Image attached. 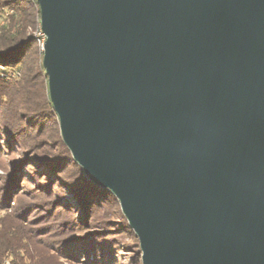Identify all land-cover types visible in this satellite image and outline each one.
<instances>
[{
	"label": "water",
	"instance_id": "95a60500",
	"mask_svg": "<svg viewBox=\"0 0 264 264\" xmlns=\"http://www.w3.org/2000/svg\"><path fill=\"white\" fill-rule=\"evenodd\" d=\"M62 140L142 264H264V0H36Z\"/></svg>",
	"mask_w": 264,
	"mask_h": 264
},
{
	"label": "trees",
	"instance_id": "16d2710c",
	"mask_svg": "<svg viewBox=\"0 0 264 264\" xmlns=\"http://www.w3.org/2000/svg\"><path fill=\"white\" fill-rule=\"evenodd\" d=\"M7 10L14 15L0 34V158L10 159L0 176V264L138 261L134 246L116 244L120 233L138 239L120 208L116 219L104 212L118 200L86 179L62 140L31 36L39 12L29 0H0L1 14Z\"/></svg>",
	"mask_w": 264,
	"mask_h": 264
},
{
	"label": "rangeland",
	"instance_id": "374dc122",
	"mask_svg": "<svg viewBox=\"0 0 264 264\" xmlns=\"http://www.w3.org/2000/svg\"><path fill=\"white\" fill-rule=\"evenodd\" d=\"M1 15H3V14H1V11H0V16ZM53 123H52V125L53 126H56L57 125V123H56V121H52ZM10 160V159H9ZM9 160L8 159H6V158H0V176H2L4 173L3 172H6L4 169H1V167H6V168H8V166H7V164H9ZM10 166V165H9ZM11 167V166H10ZM8 172V171H7ZM119 204V203H118ZM120 208V210H121V207H120V204H119V206L117 205V204H115V205H111V206H109V207H106L105 209H104V212L105 213H107L108 214V216H110L111 218H114V219H116V217H118L117 216V212H118V209ZM122 212V211H121ZM5 214V212L3 213H0V215L2 216V215H4ZM123 214V213H122ZM121 235H116V236H114L115 238H116V244H121L122 242H123V244H130L131 246H134V250H135V252H136V254H137V258H138V261H134L133 263H131V264H141L140 263V260H141V256H142V254H140V252H141V249H140V242H139V245H138V239H135V238H133L131 235H127V234H125V233H120ZM138 240V241H137ZM139 246V247H138ZM120 249H122L121 247H120ZM125 255H126V258H127V260L129 261L130 260V257L129 256H132V255H130L129 253H127V250L125 251ZM137 260V259H136Z\"/></svg>",
	"mask_w": 264,
	"mask_h": 264
},
{
	"label": "built area",
	"instance_id": "2783aa9c",
	"mask_svg": "<svg viewBox=\"0 0 264 264\" xmlns=\"http://www.w3.org/2000/svg\"><path fill=\"white\" fill-rule=\"evenodd\" d=\"M31 6L39 12V18L37 20V26L36 28L32 31V38L35 42V44L37 45V47L39 48L41 53H44V47H45V42H46V35L42 30V26H41V18H40V9H39V5L37 3L36 0H29ZM14 15V11L13 10H7L3 15L0 16V34L2 33L3 29L7 27L8 23H9V19L10 17H12ZM3 264H12L9 260L5 261ZM68 264V263H65Z\"/></svg>",
	"mask_w": 264,
	"mask_h": 264
}]
</instances>
